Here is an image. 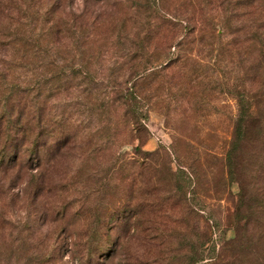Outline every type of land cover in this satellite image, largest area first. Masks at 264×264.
<instances>
[{
    "label": "trees",
    "instance_id": "1",
    "mask_svg": "<svg viewBox=\"0 0 264 264\" xmlns=\"http://www.w3.org/2000/svg\"><path fill=\"white\" fill-rule=\"evenodd\" d=\"M113 1L124 10L119 19L122 21V36L130 43L124 52L126 65H131L124 80L117 82V98L113 99V103H117L115 107L123 109L120 121L107 117L109 125L97 127L98 135L99 131H105L102 137L107 138V143L99 144L96 141L100 135L95 142H92L94 138L89 140L84 135V128H90L92 123L93 114L90 112L94 106L89 107L82 129L80 123H83L84 113H78L77 117L73 111L66 116L55 117L49 113L47 102L52 97L58 98L62 92L69 95L77 91L88 92V96L93 94L97 100L98 86L104 81L90 79L87 63L77 65L71 61L70 58H75L79 52L84 59V50L82 45H75V40L69 43L71 39L67 37L71 34L78 41L88 39L93 34L95 23L101 19L92 11L89 14L87 7L67 12L66 0H0V264H107L118 251L120 241H112L110 232L122 222V203L117 199L121 204L112 205L115 200L112 189L109 192L113 195L104 198L111 181L105 178L97 182L98 187L94 190L104 196L91 208L79 199L62 201L65 195L69 196L74 183L64 178L54 182L46 178L48 167L64 163L65 157L72 155V150L79 154L78 158L84 165L96 156L115 161L118 165L113 167L114 171L121 167L128 172L139 169L138 182H120L113 188L132 187L131 199L127 194L131 211L125 224L139 228L143 216L155 213L158 229L167 230L168 225L163 222L167 208H172L173 212L176 210L177 215L181 207L189 222L186 224L189 227L187 234L191 235L187 239L186 264H202L213 225L207 223L202 233L195 231L198 230L195 226L198 219L194 216L198 215L200 207L191 201L196 193L194 178L197 177V168L179 165L175 171L168 168V176L164 177L154 164V156L159 152L145 151L141 149V143L147 130L144 123L148 119L150 103L146 93L152 91L153 84L156 89L172 83L180 92H187L189 87L185 84L196 80L198 74L192 70L190 73L195 76H188V60L196 59L192 54L193 48L202 45L212 47L216 40L221 42V46L215 56L219 50L230 55L238 51L239 56V51L246 44L256 42L252 49L260 53L259 57L256 53L253 55L252 64L243 75L245 79L252 72L249 79L251 84L254 82L252 88L255 92L249 95L243 91L245 89L237 91L239 124L226 153L225 164L229 168L233 166L238 151L242 152L244 142L249 139L251 169L249 180L239 182L235 206L237 236L224 240L217 253L223 264H241V254L249 247L246 245L248 241L257 245L262 241L264 245V0ZM129 1L136 4L132 6ZM13 3L18 7L17 12L28 8L30 19L41 24L40 33L34 40L27 38L22 43L19 37L22 32L13 20ZM183 5L190 10L183 11ZM91 17L94 19L90 22ZM163 31L166 34H160ZM62 50H71L69 59L60 55ZM174 51L177 53L172 57ZM172 66H175L174 70ZM18 68L31 71V79L27 80L26 76L22 79ZM15 69L20 72L15 73ZM190 87L194 90L196 84ZM80 103L76 101V105ZM103 104L107 106L106 102ZM94 120L97 123L99 118ZM250 122L257 123L254 131ZM81 129L84 140L78 141L77 134ZM126 138L129 142L139 141L134 157H121L113 149L119 140L123 142ZM26 170L29 171L26 184L20 192L15 191L18 184L15 179L22 180ZM169 179L173 181L172 186L167 183ZM57 197L61 198L59 202L55 200ZM109 198L112 200L107 203ZM137 198L139 201L135 200ZM75 201L81 204L76 207L73 205ZM15 204L26 210L27 218L13 220L11 212ZM112 210L115 212L112 216L116 218L113 226L108 221L112 218L108 216ZM135 215L139 217L132 219ZM40 222H50L54 227L50 225V229L43 230L44 225ZM155 241L157 247L155 244L149 247V253H153L152 249L156 247L161 263L168 264L163 263L167 242L162 238Z\"/></svg>",
    "mask_w": 264,
    "mask_h": 264
},
{
    "label": "rangeland",
    "instance_id": "2",
    "mask_svg": "<svg viewBox=\"0 0 264 264\" xmlns=\"http://www.w3.org/2000/svg\"><path fill=\"white\" fill-rule=\"evenodd\" d=\"M128 3L132 6L136 4L132 1ZM64 4L67 12L70 9L81 11L84 7H87L89 14L92 11L94 16L97 15L96 17L101 19L95 23L93 34L88 39L78 41L71 34L67 39H71L69 43L75 40V45H82L81 49L84 50V59L82 53L79 52L75 58H70L71 61L74 60L73 62L77 65L87 63L90 70V79L104 82L98 86L100 92L97 100L93 94L88 96V92L77 91L69 93V95L62 92L58 98H50L51 101L47 102L48 110L49 113L59 118L63 114L66 116L73 111H76L77 117L78 113H84L83 123H80L83 129L87 121L86 117L89 114L88 109L94 106V109L90 112L93 114L91 116L92 123L89 125L90 128H84V135H87L89 140L94 138L92 142H95L100 135L99 140L96 142L102 144L107 139L102 137L105 135V131H99L98 135L96 129L97 127L106 128L109 125L107 117H112V121H120L123 109L119 106L115 107L117 103H113V99L117 98V82L124 80L125 73L128 72L131 65H126L124 52L128 49L130 43L122 36L124 35L121 26L122 21L119 19L122 18L124 10L113 0H66ZM13 5L15 6V10L12 12L15 14L13 20L22 32L19 34L22 43L27 38L34 40L35 36L40 33L41 24H38L34 19H30L27 15L28 8L22 9L20 13L17 12V5L15 3ZM184 7L183 11L190 10V7ZM155 12L156 9L152 13ZM89 14H87L88 17ZM93 19L91 17L90 22ZM160 34H166V31ZM178 35H181L180 30ZM33 40L30 43H33ZM77 41L79 43H76ZM257 43L246 44L239 51V56L238 51L237 54L230 55L227 52L223 54L221 50L215 56L217 49L221 46L219 40H216L212 47L208 45L194 47L192 54L196 59L188 60V76H195L190 73L192 70L197 71L198 74L196 80H192L189 85L185 84L189 87L187 92L186 90L180 92L179 89L177 90L178 86L175 87V83H172L171 85L164 84L163 87L156 89L155 84H153L152 91L146 93L149 95L150 103L148 104V119L144 123L147 130L142 136L141 149L159 152L158 156H154V164L157 171L162 172L161 175L164 177L168 176V168L172 171H175L179 165H192L197 168V177L194 178L196 193L193 201H191L195 206L200 207L198 215L194 216L195 219H198V224L195 225L198 230L195 231L202 233L207 223L213 225L210 240L203 253L202 264H223V261L219 257L217 258L220 244L224 240L237 236L235 206L240 190L239 182L243 181L242 179L249 180L248 175L251 169L249 139L244 142L242 152L239 153L238 151L231 168L225 166L227 163L226 153L234 140L233 136L236 135L239 124L240 107L237 100V91L245 89L243 91H247L249 95L255 92L252 88L254 82L251 84V79H249L252 72L246 75L245 79H243V75L252 64L253 55L255 53L258 57L260 55L259 50L252 49ZM70 52L71 50L63 51L60 52V55L69 59ZM220 52L222 53L221 56H219ZM176 53L177 51H174L172 57H175ZM229 57H233V59ZM238 57L239 60H237ZM174 67L172 66L171 69L174 70ZM19 70L21 72L15 69V73L20 72L23 76L22 79H25V76L27 80L31 79L33 75L31 71ZM192 84H196L194 90L190 87ZM77 100L81 101L79 105H76ZM104 102L107 103V106H104ZM95 103L97 104L94 105ZM95 118H99L97 123L93 122ZM72 123H74V120ZM251 124H253L252 131H254V126L257 123ZM82 129L78 131V141L84 140ZM93 135L94 137H92ZM247 135H250V132H247ZM127 140L128 138L123 142L119 140L118 146H113V149L115 153L121 154V157L131 158L134 157V149L139 141L137 139L134 142ZM78 155L77 152L72 150V155L66 156L64 163L48 167L50 170L47 172L46 178L51 179L52 182L64 178L72 184L74 183L71 193L69 196L65 195L62 201L79 199L80 202L91 205V208L98 204L101 196H104L98 195L94 190L95 187H98L97 182L106 179L111 181L104 198L113 195L109 192L110 189L115 192L112 197L115 198L112 205L116 207L122 203L120 206L122 215L120 219L122 222H120L119 227L110 232V239L112 241L118 239L120 242L118 251L108 259L107 264H126L130 261H133L132 264H162L161 256L159 258L156 251L157 244L155 240L157 238L165 239L167 242L163 263L186 264L187 239L191 235L187 234L189 233V227L186 224L189 222L185 218L182 208H179L180 213L177 215L176 210L173 212L172 208H167V217L163 218V222L168 225L167 230H163L162 227L158 229L159 224L155 221V213L150 214L149 217L143 216L144 219H141L142 223L140 222L139 228L128 227L125 222L129 220L131 210L129 211L130 201L127 199V194L129 197L132 187L126 185L125 188H113H116L114 185H118L120 182L126 184H131L134 181L138 182L140 179L139 169L128 172V170H121V167L119 170L114 171L113 167L118 165L115 161L109 160L108 157L103 159L96 156H92L91 161L84 165ZM28 172L27 170L23 172L22 180L15 179V183H18L15 191L20 192L24 183L26 184ZM172 182L169 179L167 183L172 186ZM136 188L137 186L133 189L136 190ZM124 190L125 192L121 194ZM71 197L72 199H68ZM112 198H109L107 203ZM129 198L131 199V197ZM117 199L121 203L117 202ZM55 200L59 202L61 198L57 197ZM104 200L106 201V199ZM135 200L139 201L138 198ZM80 202L75 201L73 205L77 207L81 204ZM178 202L181 206H184V203ZM248 202L250 204V201ZM114 213V210H112L108 213V216H112ZM11 214L14 221L27 218L26 210L20 204L13 206ZM138 217V215H135L132 219ZM115 220V217H110L108 220L109 225L113 226ZM243 222L244 220H242ZM40 224L44 225L43 230L54 227L50 222H40ZM194 233L192 234L193 237H195ZM154 244L156 247L152 249L153 253H149V247L152 248ZM246 245H249V247L242 251L241 260H243L241 264H261L264 260L263 242L261 241L257 245L253 241H248Z\"/></svg>",
    "mask_w": 264,
    "mask_h": 264
}]
</instances>
